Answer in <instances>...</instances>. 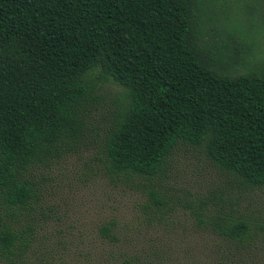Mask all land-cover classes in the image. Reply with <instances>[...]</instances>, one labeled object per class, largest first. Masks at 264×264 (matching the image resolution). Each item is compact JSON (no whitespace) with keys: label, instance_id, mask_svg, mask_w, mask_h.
<instances>
[{"label":"trees","instance_id":"obj_1","mask_svg":"<svg viewBox=\"0 0 264 264\" xmlns=\"http://www.w3.org/2000/svg\"><path fill=\"white\" fill-rule=\"evenodd\" d=\"M210 1L0 0V264H264V218L227 201L190 202L175 243L111 221L69 256L48 229L46 174L92 134L110 174L145 183L158 222L156 188L180 149L264 188V58L236 26L207 42ZM107 83L123 98L98 133Z\"/></svg>","mask_w":264,"mask_h":264},{"label":"rangeland","instance_id":"obj_2","mask_svg":"<svg viewBox=\"0 0 264 264\" xmlns=\"http://www.w3.org/2000/svg\"><path fill=\"white\" fill-rule=\"evenodd\" d=\"M207 14L205 37L209 44L226 40L225 29L236 26L240 31L250 30L249 36L257 40L260 51L257 58H264V0H211ZM122 98V90L114 84L100 88L93 120L96 132L105 128ZM85 144L46 174L51 180L46 184V204L51 208L48 229L69 256L86 248L98 228L111 221L124 236L136 240L161 238L167 243L178 242L182 230H187L188 235L193 225L189 203L196 207L200 200L231 202L239 210L264 218V188L243 190L200 151L186 148L174 153L156 188L166 202L156 214L162 216L158 222L153 219L156 210L145 183L110 174L102 159L100 136L88 135Z\"/></svg>","mask_w":264,"mask_h":264}]
</instances>
